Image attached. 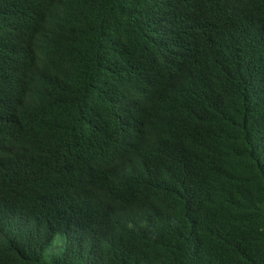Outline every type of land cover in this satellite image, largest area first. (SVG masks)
<instances>
[{
    "label": "trees",
    "instance_id": "trees-1",
    "mask_svg": "<svg viewBox=\"0 0 264 264\" xmlns=\"http://www.w3.org/2000/svg\"><path fill=\"white\" fill-rule=\"evenodd\" d=\"M0 264H264V0H0Z\"/></svg>",
    "mask_w": 264,
    "mask_h": 264
},
{
    "label": "rangeland",
    "instance_id": "rangeland-1",
    "mask_svg": "<svg viewBox=\"0 0 264 264\" xmlns=\"http://www.w3.org/2000/svg\"><path fill=\"white\" fill-rule=\"evenodd\" d=\"M59 236H57L53 241L52 244L48 247V251H56L59 247V241H56V239H58ZM46 250V249H45Z\"/></svg>",
    "mask_w": 264,
    "mask_h": 264
}]
</instances>
